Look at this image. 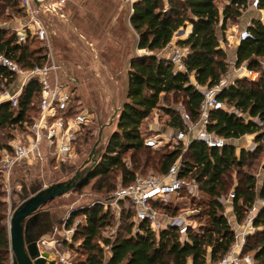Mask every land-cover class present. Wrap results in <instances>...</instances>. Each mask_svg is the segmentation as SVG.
Segmentation results:
<instances>
[{"label":"trees","instance_id":"16d2710c","mask_svg":"<svg viewBox=\"0 0 264 264\" xmlns=\"http://www.w3.org/2000/svg\"><path fill=\"white\" fill-rule=\"evenodd\" d=\"M222 1L134 2L129 23L137 35V48L150 54L135 56L129 62L124 99L115 129L102 150H95V162L82 169L73 165L72 161L59 162V170L66 177H72L76 172L79 178L83 177L71 192L78 194L94 179L90 189L106 197L116 188L117 173L123 186L130 184L136 174L146 175L147 168L155 174H164L181 157L179 177L194 179L199 196L187 197L188 205H158L157 209L167 215H176L186 207L196 209L192 219L197 220V225L187 228L185 240H181L176 227L162 229L158 240L145 225H142V232L132 235V212L122 208V223L114 233L110 231V235L106 236L103 232L111 227L113 214L109 208L93 204L72 212L67 220L66 226L70 227L77 214L83 216V222L76 226L72 235V242L62 243L63 247L81 256L70 264H186L189 260L200 264L206 259L216 261L229 251L234 241V232L224 215V204L220 202V197L227 195L231 187L234 192L233 213L238 223L242 222L246 210L257 198L264 199V179L259 190H256L255 173L245 169L250 168L253 159L264 152V69L259 63L264 60V22L253 20L247 26L250 36L240 40L234 50L236 66L245 64L247 69L257 71L258 79L237 78L217 95L220 101L239 112V115L224 110L209 113L207 129L225 139L223 147L210 148L195 138L185 149L177 141L156 149L144 144V139L151 134L149 124L156 112L160 111L159 119L164 117L163 128L183 129L175 107L184 108L193 121L198 118L202 94L193 83L200 87H211L227 75V55L219 48L217 31L222 32L229 23L238 22L245 9V0L224 2L220 12L218 4H222ZM19 2L0 0V16L5 14L6 23L12 19L13 14L9 12H23ZM165 6L167 9L164 11ZM260 6H264V0H260ZM187 23L192 26L190 34L177 42L186 50L183 57L185 71L181 72L175 70L167 58L158 57L157 53L171 41L174 32ZM0 55L27 69L44 62L46 48L37 39L17 44L15 31L0 27ZM9 75L0 66V86L13 81L14 78ZM38 99V84L29 82L21 92L17 110L9 103L0 104V128L6 126L13 131L6 143L0 141V151L6 148L15 133L24 131L25 123L37 115ZM94 134L93 128L89 127L80 133L76 141L78 156L85 151V156L90 153L96 139ZM244 135H254L255 146L236 153L230 140ZM232 175H235V183L231 182ZM2 179L0 174V264H7L10 260L6 225L8 210ZM41 187L39 181L29 186L20 182V190L13 192L22 201ZM56 223L59 224L58 220ZM253 227L255 231L246 237L242 254H252V264H264V207L254 218ZM76 241H79L78 247H74ZM106 247L109 257L105 253Z\"/></svg>","mask_w":264,"mask_h":264},{"label":"built area","instance_id":"2783aa9c","mask_svg":"<svg viewBox=\"0 0 264 264\" xmlns=\"http://www.w3.org/2000/svg\"><path fill=\"white\" fill-rule=\"evenodd\" d=\"M25 19L19 20L20 25L10 27L4 23L3 27L15 31L16 43L22 44L27 40L37 39L46 48L44 62L31 68H22L10 58L0 55V66L4 67L13 81L6 86H0V104L9 103L15 110L19 107L21 92L29 82H35L39 86V99L37 102V115L24 125V131L17 132L7 143L6 148L0 151V174L9 189V178L13 170L24 164H43L71 162L77 157L76 141L80 133L88 126L92 120L91 114L86 108L81 106L79 99H76V89L72 79L68 78L65 65L60 61L51 49L50 40L47 35L46 26L40 18L41 12H55V7L36 5L33 0H19ZM137 0H125L130 6ZM230 0H225L228 2ZM166 2V0H165ZM167 9L165 6L164 11ZM245 9H255L258 12L256 20L264 22V6H260V0H245ZM234 34L226 31L220 33L218 37L219 48L225 53L229 62L236 69L235 53L231 54L233 42L239 43L240 40L250 36L246 28L237 31L231 30ZM185 51L180 47H173L167 59L173 64L174 69L184 72L183 57ZM264 63V62H263ZM241 70L243 77L251 81L258 79V72L247 69L245 64L237 66ZM232 80L222 78L220 82L211 87H200L196 83L194 86L201 92L202 100L198 109V118L193 121L184 108L176 106L183 124V129L161 131L162 125L159 123L158 115L154 114L149 124L152 134L144 139V144L152 149H156L172 140L181 142L185 149L191 139L195 138L203 142L210 148H221L225 144V139L207 129L209 113L215 110H224L239 115L234 109L229 108L217 98L219 92L231 85ZM76 105L74 106V104ZM95 162L94 155L85 160V166ZM181 168V157H178L167 169L164 174L146 175L136 174L134 180L127 185H116L114 191L103 199L93 200L90 204H99L104 209H110L113 217L120 218L122 208L130 209L131 231L135 235L142 232V225L150 229L159 239V234L166 227H176L180 232L181 240L186 239L187 228L195 226L192 215L197 210H181L176 215H167L157 209L158 205L177 204V200L183 197L198 198V185L194 179L187 180L179 177ZM45 186V185H43ZM234 192L231 189L225 196L220 197V202L227 204L232 202ZM264 207V199L257 198L254 203L246 210L242 222L238 223L234 232V241L229 251L220 259L212 261L206 259L200 264H252V254H242L246 237L255 231L253 220L259 210ZM84 208V207H82ZM81 207H72L67 217L59 223L64 231V236L59 241L52 235L49 238L41 237L37 241L40 250L51 251L62 245L64 241L72 242V235L76 226L80 223L75 221L70 227L66 226L72 212ZM54 230V229H53ZM57 264H69L65 256L59 253L56 257ZM186 264H194L190 260Z\"/></svg>","mask_w":264,"mask_h":264},{"label":"rangeland","instance_id":"374dc122","mask_svg":"<svg viewBox=\"0 0 264 264\" xmlns=\"http://www.w3.org/2000/svg\"><path fill=\"white\" fill-rule=\"evenodd\" d=\"M39 1L42 4H44L45 8L46 6H50V7L52 6L55 7V9L57 10V13L47 12V11L41 12L40 18L41 20H43L46 26L47 35L50 40L52 51L58 53V55L62 57L63 62H65L64 65L67 66L68 74L74 77L76 81L77 94L81 106L83 108H86L88 112L91 114L92 120L88 123L87 127L93 128V131L95 132L94 135L96 137L95 142L98 138V131L100 127H103L99 143L95 148L96 152H99L102 150L111 132L115 129L117 115L121 107V101L124 99L127 70L129 68L130 61L127 58L124 60H117V61H115L114 59H107L106 61L99 59L100 60L99 61L96 58L94 59L93 57L90 58L86 54L84 55V53L88 51L87 49L88 46H86L85 43L79 37H77L78 41L70 42L69 34L71 33L74 34V32H72L71 29L72 28L71 26L74 23H76V26L78 25L85 27L88 26L87 23H91L92 25H95L96 22L93 20L95 18L92 17V14L90 13L82 14L83 10L85 11L94 10L96 12V10L98 11V9L101 7V5L104 6L109 4H121L122 5L121 19L119 20V25L118 23L116 24L115 26L116 30L115 33L113 34H117V35L121 34L125 38L127 39L132 38V40L135 41L136 39L135 37H137V35L129 23L131 6L129 5V3L125 2V0H39ZM224 2L225 0L222 1V4L220 3L218 4L220 8L222 7ZM9 13L13 14L11 17L12 19L9 21L17 23L18 20L25 19V14L22 11H20L17 14L12 12ZM245 13H247V9H244L241 14L244 15ZM4 15L5 14L0 16V27H3V24L6 23V19ZM80 15H84V17L82 16L80 17ZM248 15L249 13L246 16ZM231 26L235 27V29L239 31L241 29L240 28L241 22L238 21L236 24L231 25V23H229L227 25V27L229 28H231ZM65 32L66 34H63ZM109 32L111 33V31ZM217 32H218L217 35L219 37L220 31L218 30ZM75 33H78V31ZM175 33L176 31L174 32L172 38L175 37ZM232 34L235 35V33L233 32ZM130 52L131 49L128 51L127 56H131L132 54V57H135L147 53L146 51H139L137 53L135 49V42H133V49L132 52L131 53ZM230 53L231 54L234 53V48L231 49ZM227 60L229 65L228 73H234V76L238 75L241 70H238L237 66L236 69L233 68L231 62H229L228 56H227ZM263 62L264 60H261L259 63L260 66L264 69ZM226 79L228 81L233 80L232 77L230 76ZM116 109H117V114L112 120V123L108 125ZM159 113L160 111L156 112L155 115H159ZM163 119H164L163 116L161 117V119H159L160 125H162ZM152 120L153 119H151V121ZM11 132L13 131L10 130L9 127L5 126L3 128H0V141L6 143L8 139L7 137L9 134H11ZM173 143H175L174 140L165 143L163 145L173 144ZM252 147L253 146H250V148ZM234 148H235V152L238 153L237 149H239V146L236 144L234 145ZM250 148L247 147L246 149H250ZM85 152L81 153L79 156L77 154V157L72 161V164L75 165L77 168L82 169L83 167H85L84 162L89 156V153L85 156L84 155ZM128 156H129V152L125 155L126 160L128 159ZM263 164H264V152L261 154L260 157L253 159V164L251 165L250 168L245 167V169H247L252 173H255L256 179L260 180L262 176L261 165ZM146 173L155 174V172H153L150 168H147ZM69 177L71 176L66 177L64 173L61 172V170H59V165L53 162L35 164V165L23 164L17 166L10 175L9 189L8 188L6 189V183L2 179L4 183V187L2 188L5 191L4 199L7 203V210H8L6 216V225H8L10 204L12 202L18 203L19 201L17 194L13 191L17 192L20 190V182H23L27 186H29L34 181H39L41 183V186L43 187V185H48L56 181L67 180ZM119 177H120L119 173H117V178H116L117 185L120 183ZM94 181H95L94 179H91L88 185L85 186L78 194L74 192H68L63 196L53 199L52 201L48 202L42 207V211H45L46 213L49 212V217L51 222L53 221L54 223L57 220L58 222H60L63 218L67 217L68 212L72 207L82 208L90 204L93 200L103 199V197L100 194L90 189V186ZM235 181H236L235 175H232L231 182L235 183ZM229 191H231V187L228 190V193ZM188 201L189 199L187 197H183L178 199L177 203H180L181 205L182 203H185V205H188L189 204ZM225 205L226 204H224V206ZM185 209L187 211L190 210L189 207H186ZM225 209L226 208L224 207V211ZM82 220H83L82 214H77V216H75L73 221L83 222ZM121 223L122 221L120 220V218L116 219L114 217L111 223L112 224L111 227L108 228L107 231H104L103 235L106 236L110 235V231L114 233L118 225ZM194 224L197 225V220L194 221ZM59 225L60 223L58 224V229L56 230L53 237L61 241V239L64 236V231L62 227ZM73 244L74 247H78L79 241H76ZM57 248L65 256L69 264L75 261L76 259L81 258V256H78L74 252V250H68L66 247H63V245L61 244H59ZM104 249L106 253L107 247ZM7 264H13L11 257Z\"/></svg>","mask_w":264,"mask_h":264},{"label":"crops","instance_id":"0c3cea01","mask_svg":"<svg viewBox=\"0 0 264 264\" xmlns=\"http://www.w3.org/2000/svg\"><path fill=\"white\" fill-rule=\"evenodd\" d=\"M39 4H40L39 6L41 8L44 7V4H42L41 2ZM121 12H122V5L121 4H109V5H104V6L101 5V7L98 9V11L96 10V12L94 10L93 11L83 10L82 14H85V13L92 14V17L95 18L93 20L97 24L95 23V25H92L91 23H87L88 26L85 27V26H78V25L76 26V23H74L71 26L72 27L71 29H72V32H74V34H76V35H74L73 33L69 34L70 35L69 41L70 42H72V41L76 42V41H78L77 37H79L85 43V45L88 46V48H87L88 51L86 53H84V55L86 54L90 58L93 57V59L96 58L97 60L101 59L103 61H106L107 59H114L115 61H117V60H124L127 58L130 61L133 58L132 54H131V56H127V54H128V51L130 49L132 52L133 42H135V49H136L137 53L139 51H145V50H139L137 48V37H135L136 39H135V41H133L132 38L127 39L121 34L120 35L113 34V33H115V30H116V27H115L116 24L118 23V25H119V20L121 19ZM220 12H221V8H220ZM248 13L250 16L249 15L246 16ZM94 15H95V17H94ZM81 16L84 17V15H80V17ZM257 17H258V12L255 9H247V13H245L244 15L241 14L240 17L238 18L239 19L238 21L241 22L240 28L241 29L246 28L253 20H256ZM8 25L10 27L19 26L20 21L18 20L17 23L11 21L8 23ZM233 28H235V27L231 26V28H229L226 26V28L220 33L223 34V32L226 31L228 34H232L231 30ZM191 29H192V26L189 23H187L184 26V28L181 27L180 29H178L175 33V37L171 39V41L166 45V47H164L163 49H161L157 53V56L161 57V58H167L168 55L170 54L171 50L173 49V47H175V46L180 47L177 45V42L187 38V36L191 32ZM77 31H78V33H75ZM109 31H111V33ZM63 34H66V32ZM232 44H233V48L235 50V47L238 45V43L233 42ZM182 49L186 52V50L184 48H182ZM234 53H235V51H234ZM54 54L56 55V57L60 61L63 62L62 57H60L58 55V53L54 52ZM145 54L148 55L150 53L147 52ZM141 55H143V54H141ZM63 63H65V62H63ZM65 70H66V73L68 75V78L72 79V82L74 84V87L76 89V94H77L76 81H75L74 77H72L71 75L68 74L67 66H65ZM229 76L232 77V79H233L232 81H234L237 78H242L243 74L241 73V71L238 75H235V76H234V73H228L224 78H228ZM190 79L193 81L192 75L190 76ZM77 97H78V94H77ZM78 99H79V97H78ZM79 102H80V100H79ZM122 102H123V100L121 101V104H122ZM166 129L167 128L161 127L160 130L165 132V131H167ZM149 130L152 133L151 129H149ZM230 143H232L233 145L237 144L239 146V149H237L239 152L241 149H246L247 147L250 148V146H253V147L255 146L254 135H244L238 139L230 140ZM263 179H264V172L262 169V176H261L260 180L256 179V190H259V188L261 187ZM224 207L226 208L224 211V215H225L229 225L232 226V230L235 231L238 222L236 221L235 215L233 213L232 202L227 203ZM53 229L47 231V234L43 235L42 237L49 238L52 235H54L56 230L58 229V223H56V222L53 223ZM49 253H50V258L52 259V258L56 257L61 252L58 248H56L54 250L49 251ZM106 253H107V257H109L108 248H107ZM10 257H11V254H10Z\"/></svg>","mask_w":264,"mask_h":264},{"label":"water","instance_id":"95a60500","mask_svg":"<svg viewBox=\"0 0 264 264\" xmlns=\"http://www.w3.org/2000/svg\"><path fill=\"white\" fill-rule=\"evenodd\" d=\"M33 2L36 5L40 3L39 0H33ZM144 55L147 54L138 56ZM116 114L117 109L108 125L112 123ZM102 128L100 127L98 131V138L90 151V157L95 153ZM262 169H264V165ZM82 179L83 177L79 178V173L76 172L67 180L45 185L24 200L10 204L7 232L13 264H57L55 257L51 259L49 252L40 250L37 246V241L47 231L53 229L50 217L46 215L45 211H42V207L53 199L71 192Z\"/></svg>","mask_w":264,"mask_h":264},{"label":"flooded vegetation","instance_id":"af4514ba","mask_svg":"<svg viewBox=\"0 0 264 264\" xmlns=\"http://www.w3.org/2000/svg\"><path fill=\"white\" fill-rule=\"evenodd\" d=\"M44 216H45V214H44Z\"/></svg>","mask_w":264,"mask_h":264}]
</instances>
